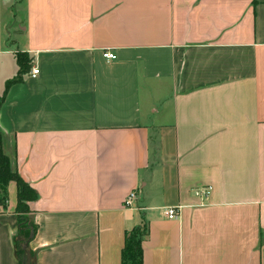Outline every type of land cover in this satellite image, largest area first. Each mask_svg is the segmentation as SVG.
I'll list each match as a JSON object with an SVG mask.
<instances>
[{
    "label": "crops",
    "instance_id": "crops-1",
    "mask_svg": "<svg viewBox=\"0 0 264 264\" xmlns=\"http://www.w3.org/2000/svg\"><path fill=\"white\" fill-rule=\"evenodd\" d=\"M18 52L0 133L38 194L33 264H122L144 226V264H264V0H0V98Z\"/></svg>",
    "mask_w": 264,
    "mask_h": 264
},
{
    "label": "trees",
    "instance_id": "trees-1",
    "mask_svg": "<svg viewBox=\"0 0 264 264\" xmlns=\"http://www.w3.org/2000/svg\"><path fill=\"white\" fill-rule=\"evenodd\" d=\"M16 60L19 67L17 75L6 83V89L0 104L2 103L8 89L23 81V76L32 67V59L27 53L18 52ZM10 182L17 185V206L18 217V240L17 254L19 264H26L28 255L33 264L34 252L30 249V243L38 232V225L30 208V203L38 199L37 192L13 169L11 158L5 150L4 138L0 133V205L6 206L8 199V186ZM147 233V227H137L127 233L125 247L122 251V264H144V251L142 238Z\"/></svg>",
    "mask_w": 264,
    "mask_h": 264
},
{
    "label": "built area",
    "instance_id": "built-area-1",
    "mask_svg": "<svg viewBox=\"0 0 264 264\" xmlns=\"http://www.w3.org/2000/svg\"><path fill=\"white\" fill-rule=\"evenodd\" d=\"M103 57L106 60H110V61L117 59L116 53L114 51H111V50H106L103 53ZM38 73H39L38 69H33V72H32L33 76L37 75ZM211 191H212V187H210V186H208V187L201 186V187L194 189L195 195L200 196V197L208 196ZM136 197H137L136 192L130 193L125 200L126 206L131 207L134 204ZM167 216L169 219H178L179 215H178L177 208H174V207L168 208L167 209Z\"/></svg>",
    "mask_w": 264,
    "mask_h": 264
},
{
    "label": "water",
    "instance_id": "water-1",
    "mask_svg": "<svg viewBox=\"0 0 264 264\" xmlns=\"http://www.w3.org/2000/svg\"><path fill=\"white\" fill-rule=\"evenodd\" d=\"M30 263H31V257L28 255L26 264H30Z\"/></svg>",
    "mask_w": 264,
    "mask_h": 264
}]
</instances>
